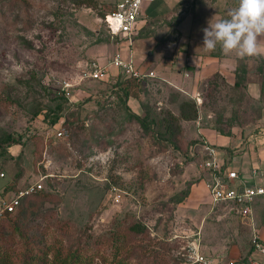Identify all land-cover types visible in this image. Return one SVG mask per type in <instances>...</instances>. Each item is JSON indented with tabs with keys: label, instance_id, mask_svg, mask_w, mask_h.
<instances>
[{
	"label": "rangeland",
	"instance_id": "1",
	"mask_svg": "<svg viewBox=\"0 0 264 264\" xmlns=\"http://www.w3.org/2000/svg\"><path fill=\"white\" fill-rule=\"evenodd\" d=\"M117 1L0 0V172H5L0 195L11 199L15 192L2 194L4 187L22 188L42 175H48L42 182L51 195L22 229L13 226L14 216L0 223V243L21 259L32 233L34 250L45 252L42 264H65L71 247L88 255L82 256V264H187L193 243L214 259L230 257L235 245L244 254L242 246L253 232L240 215L212 205L199 161L185 164L157 142L162 139L156 134L155 140L138 133L134 124L128 132L131 117L123 92L86 77L91 64L108 65L118 49L129 60V47L109 36L102 22V12ZM237 4L232 0L229 8L221 3L211 9L207 3L198 7L197 0H145L132 46L137 63L149 53L156 62L151 68L157 77L140 88L152 116L160 119V110L153 107L166 106L167 100L176 101L171 107L177 112V99L189 96L162 78L178 45L185 51L192 42L199 56L221 50L219 45L215 51L203 47L202 29L211 19L227 18ZM179 30L184 44L177 43ZM235 58L246 80L261 81L264 94V58ZM65 83L72 86L75 99L78 92H91L95 98L70 111L65 136H56L54 129L47 136L57 113L56 94ZM220 83L217 103L204 109L205 125L217 119L229 124L231 114V120L239 117L237 103L243 96ZM204 87L201 83L202 91ZM98 98L100 102L94 101ZM262 99L264 104V95ZM246 104L245 112L255 114L258 105L248 97ZM9 134L23 137L11 151L1 144ZM223 152L222 161L230 168L245 166L242 154L231 159ZM136 223L145 226L143 233L131 229Z\"/></svg>",
	"mask_w": 264,
	"mask_h": 264
},
{
	"label": "trees",
	"instance_id": "2",
	"mask_svg": "<svg viewBox=\"0 0 264 264\" xmlns=\"http://www.w3.org/2000/svg\"><path fill=\"white\" fill-rule=\"evenodd\" d=\"M118 2L119 1L115 2L113 5L108 7V9L104 10L102 12V15H105L106 13H109L111 11L116 10ZM183 19L181 21H183ZM180 22H179V24H180ZM108 34L110 36V33H108ZM139 37H140V35H139ZM188 73L190 75V72H188ZM154 78H156V77H154ZM150 79H152V78L151 77H146V78L144 77V78H140V79L139 78H132V77L126 76L122 72L115 74V75L110 74V76H108V78L107 77L102 78V79L90 78V80H92V82H96L98 84H105V85L108 84L107 86H109L112 89L118 87L119 90L117 91V94L123 92V94L125 96L124 103H125L126 107L129 109V112H130L129 116L131 117L130 121H129L131 123L128 126V132H132L131 125L134 124L135 127L137 128L136 131L138 133H141V134H144L147 136L149 135V136L153 137V139L155 138V140L157 138H161L162 140L157 141L158 143L162 142V145L164 147H166L167 150L171 154H176L177 156L179 155V156L183 157L184 163L188 164V162L190 163L194 160L193 159L194 158L193 145L195 143H197V141H199L203 138L198 137V138L192 139L188 135H186L185 130L183 128L182 121H190L191 122V121L198 120V118L200 117V113H201L202 109L203 110L204 109H210L211 108L210 106L213 102L217 103L218 95L220 94V91L222 90V86H223L220 83V81L226 83L227 86H228V84H227V82H225V79L223 77H221L220 73L217 72L212 77H210L207 80L202 82L203 85H205L206 87H204L203 91L201 89L199 90L200 96L202 98L201 104H199V102L196 98V93L184 91L189 96L180 101L179 109L177 112H174L170 107H167L164 105H161V107H159L157 104L156 106H158V107H153L155 109L160 110V112H156L157 114L160 113V115H159L160 119H157L158 117L152 116V111L149 110V108L151 106H150V104H148L147 102L144 101L143 91L140 89L143 87L144 83H146V81H148ZM245 80H246L245 79V71H244V69L241 68V63H239L237 66V79L235 81V84L232 87L230 86V89H231V92H237L243 96V100L242 101L239 100L237 103V108L241 109V111L238 110L239 117L237 119L231 120L233 117L231 114L229 124L228 123H222L218 119H217L218 123L214 122L213 126H215L217 128V130H219L222 133L224 132L225 125H226V127H230L236 123H240L239 119H241L242 103L244 100H245V105L247 103V95H246L245 89L243 88L245 86V82L247 81V80L246 81ZM204 90H206L205 93H204ZM92 95H93V93H91V92H83V94L78 92L77 96L79 98V101H78L77 105H75L74 107H66V103H67L68 99L63 94V91H61L60 95L56 94V97H57L59 102H58L57 106L55 107V110L57 111V113L55 114L54 117H52L53 119L52 118L50 119V120H52L51 123H58L60 121V119L64 118V116H65V122H63V126L66 127V121H67V117H68V114L70 113V111L78 108L80 105H83L87 101H90L93 98H95ZM131 98H136L140 101L142 108H143V114L142 115L131 111L130 108L127 106V103ZM206 99H209L210 102L207 103ZM94 101L100 102L101 99H99V98L94 99ZM235 103L236 102H234V104ZM64 109H67V110L64 112V116H62L60 113ZM213 112H214V114H216V112L214 110H213ZM225 121L227 122V119ZM158 126L160 127V130L155 132V128L157 129ZM155 134H156L157 138L155 137ZM41 135H38V136H40L44 140V142H46L45 136L43 134H41ZM22 140H23L22 136L13 137V136H11V134H9L2 141L1 144H3V145L6 144L7 147L9 148L12 145L22 144ZM1 172H4V171H1ZM46 178H48V175ZM36 181H34V182H36ZM31 184L32 183L30 182L22 188L17 187V186H13L12 184H9L6 187H4V189H3L4 191L2 192V194H5L10 190H13L15 193H17L20 189L26 188ZM50 198H51V195L49 194V191L46 190V188H44V187L42 190L34 192L33 194L23 198L20 206L17 208L15 213L12 215V216L16 217V219H17V221L13 224V226L16 229H22L19 226L23 225L24 223H28L31 215H33L36 211H40L44 207L45 202L50 201V200H48ZM219 205L223 209L226 208L225 202L222 204H219ZM229 213H230V215L237 214L235 211H231ZM237 215H239V214H237ZM241 217L244 218L243 216H241ZM8 219H9V217L3 219L2 221H0V223L6 224V221ZM244 220H245V224L250 225L249 221H247L245 218H244ZM131 229L136 233H143L145 226H143V224H141V223H136L131 227ZM32 235L33 234L31 233L29 235L28 239L24 241V245L26 246V254H25V256H21V259L16 260L14 258L15 256L11 252L6 251L3 248L2 244L0 243V264H42V257H44L45 252L40 251V250H37V251L34 250L35 247H33L32 244H34L33 241L35 240V238H33ZM249 245H250V249H249L248 253H251L252 252L251 241H249ZM80 250L81 249L79 247H76V248L71 247L70 252L68 253L67 257L64 259L65 264H82V262H83L82 256L86 255V254L84 253V251H80ZM86 256L88 257V255H86Z\"/></svg>",
	"mask_w": 264,
	"mask_h": 264
},
{
	"label": "built area",
	"instance_id": "3",
	"mask_svg": "<svg viewBox=\"0 0 264 264\" xmlns=\"http://www.w3.org/2000/svg\"><path fill=\"white\" fill-rule=\"evenodd\" d=\"M145 0H120L116 10L106 13L102 17V22L112 37H117L120 43H126L129 47V60H125L123 53L118 49L112 56L106 66L97 62L91 64V71L86 74L87 78L102 79L108 78L114 74L112 68L117 69L115 74L120 72L132 78L157 77L155 70L142 68L134 59L133 38L138 35V20L143 11ZM114 74V75H115ZM189 75L188 72L185 73ZM71 85L65 83L63 94L68 99L69 105H76L78 98L75 99ZM199 104L202 103L200 93H196ZM58 137L66 135V128L63 126V118L58 123H51V127L46 132L51 136L50 130ZM194 158L199 161V168L203 173L202 181L211 198L213 206L225 202L228 212L235 211L237 214L248 217L251 221L253 235L251 237L252 252L236 257L217 258L207 256L202 253L201 248L196 243L188 254L187 264H264V240L256 231L254 225L253 207L255 200L260 195H264V186L248 185L245 178L236 170H231L221 161L219 157V148L207 139H201L193 145ZM254 174L257 170L254 169ZM5 177V173H0ZM47 175H42L41 179L26 188L20 189L11 199L1 197L0 195V221L12 216L20 206L23 198L42 190L44 187L43 180Z\"/></svg>",
	"mask_w": 264,
	"mask_h": 264
},
{
	"label": "crops",
	"instance_id": "4",
	"mask_svg": "<svg viewBox=\"0 0 264 264\" xmlns=\"http://www.w3.org/2000/svg\"><path fill=\"white\" fill-rule=\"evenodd\" d=\"M232 0H209V3L213 6L211 9L217 7L221 3H225V7L229 8V4ZM233 2L238 3V0H233ZM198 7L201 6L202 8L205 6V0H197ZM238 7V4L236 5ZM234 7V8H236ZM140 19V18H139ZM184 21V19H183ZM181 21L180 24L183 22ZM179 24V26H180ZM178 26V27H179ZM140 30V20H138V34ZM179 37L177 38V43H186L182 42L183 40V33L179 30L178 32ZM185 39V38H184ZM197 39V38H196ZM191 41V40H187ZM194 41V40H192ZM262 43H264V38H261ZM120 44V42H119ZM177 44V45H178ZM190 49L186 48V50L180 49L178 45V50L174 52L176 58L172 59L168 64V68L165 69L164 76L162 78L169 83L175 89H179L180 91H188L192 84L193 93H197L200 90V85L202 81L207 80L208 78L212 77L215 73H220L221 77L225 79L227 82L228 87H232L235 84L237 79V54L230 53L225 55L221 50H216V53L211 52H204L200 54L196 52V48L193 49L192 46L195 44H188ZM196 47V46H195ZM134 55L135 51L132 50ZM191 51V52H190ZM190 52V54H188ZM147 55L144 59L138 62V64L146 69L154 70L151 68V64H155L156 62ZM256 57V56H254ZM259 57H263L264 55H260ZM177 61V63H176ZM173 62V64H171ZM176 69V72L174 71ZM163 70V69H161ZM114 73L117 72V69L113 68L112 70ZM190 72V75L187 77L185 75L186 72ZM185 72V73H184ZM245 89L246 95L249 98V101L258 105L256 109V113L252 116H249L245 112V100L242 103V112H241V119L240 123H236L230 127H225L224 132H220L217 130L213 124L205 125L204 123V110H201L200 117L198 120L195 121H182L183 128L185 130L186 135L190 138H204L209 140L211 143L215 144L219 148V157L222 161V156L225 157V153L223 150L227 151V157L231 158L234 157L237 153L242 154V161L245 165L241 169L230 168L226 162V165L231 170L238 171L242 177L245 178L248 185L251 186H264V104L263 101V87L260 80H247L245 82ZM182 93V92H181ZM182 98V94H180L179 98ZM252 100V101H251ZM181 99H177L178 106ZM161 104H165L164 102ZM176 101L167 100L166 106L170 107L175 105ZM127 105L129 106L130 110L137 113L143 114V108L140 101L136 98H131ZM160 105V104H159ZM247 105V104H246ZM174 111V110H173ZM176 112V111H174ZM254 117V118H253ZM16 145H12L9 147V151ZM20 146V145H17ZM223 154V155H222ZM254 169L257 170V173L254 174ZM2 193V192H1ZM253 215H254V227L256 231L260 234V236L264 240V195H260L256 198L255 204L253 207ZM247 221H249L250 225L248 224L251 233L252 225L251 221L248 217H244ZM232 219H234L232 217ZM231 219V220H232ZM263 230V232H262ZM251 241V238L250 240ZM234 246V245H233ZM245 248V253L243 251L238 250V247L235 245L231 249L230 257H236L238 255H245L248 253L250 249L249 244H245L242 246ZM229 257V256H227ZM229 257V258H230Z\"/></svg>",
	"mask_w": 264,
	"mask_h": 264
},
{
	"label": "clouds",
	"instance_id": "5",
	"mask_svg": "<svg viewBox=\"0 0 264 264\" xmlns=\"http://www.w3.org/2000/svg\"><path fill=\"white\" fill-rule=\"evenodd\" d=\"M202 31L207 51L219 45L225 55L235 52L241 59L264 55V0H238V7L230 9L227 18L215 23L211 19Z\"/></svg>",
	"mask_w": 264,
	"mask_h": 264
}]
</instances>
